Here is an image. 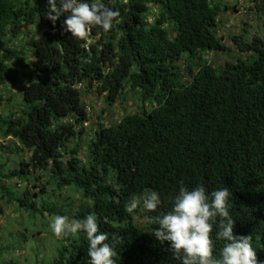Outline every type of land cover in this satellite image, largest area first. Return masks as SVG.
Wrapping results in <instances>:
<instances>
[{
  "label": "trees",
  "instance_id": "trees-1",
  "mask_svg": "<svg viewBox=\"0 0 264 264\" xmlns=\"http://www.w3.org/2000/svg\"><path fill=\"white\" fill-rule=\"evenodd\" d=\"M250 2L264 18V0ZM104 3L120 13L112 28L96 26L78 39L63 31L64 16L55 26L45 18L47 0H0V92L19 85L24 106L20 115L5 113L0 94V136L14 140L10 147L0 143V150L30 154L16 166L2 164V195L29 216L40 215L44 229L48 215L71 222L94 214L115 244L117 264H179L151 234L157 213L144 207V198L157 191L166 212L181 182L189 189L203 184L208 192L227 187L234 235L251 236L264 262V37L242 33L225 45L217 32L229 8L223 1ZM30 27L34 61L20 70L3 53ZM209 52L224 61L209 62ZM81 87L105 95L110 107L129 88L140 106L116 124L98 123L86 159L79 140L89 116ZM2 179L26 185L15 191ZM50 182L79 192L81 202L65 210L50 201ZM217 227L210 234L216 256L223 245L215 240ZM87 248L84 234L61 238L44 263L88 264ZM8 249L0 246V254Z\"/></svg>",
  "mask_w": 264,
  "mask_h": 264
},
{
  "label": "clouds",
  "instance_id": "clouds-1",
  "mask_svg": "<svg viewBox=\"0 0 264 264\" xmlns=\"http://www.w3.org/2000/svg\"><path fill=\"white\" fill-rule=\"evenodd\" d=\"M43 15L53 26L64 16L63 31L85 39L93 27L110 30L120 13L104 0H47ZM230 195L227 187L208 192L203 184L189 189L181 182L170 210L162 212L161 194L152 190L143 201L147 210L157 213L153 217L157 227L151 234L161 244H168V251L179 264H264L257 258L251 236L234 235ZM136 206L134 202L132 208ZM214 225H218L215 240L223 241L218 256L214 255V239L210 235ZM49 228L58 238L86 235L88 264H117L115 244L100 231L94 214L71 222L65 215H56L49 221Z\"/></svg>",
  "mask_w": 264,
  "mask_h": 264
},
{
  "label": "rangeland",
  "instance_id": "rangeland-1",
  "mask_svg": "<svg viewBox=\"0 0 264 264\" xmlns=\"http://www.w3.org/2000/svg\"><path fill=\"white\" fill-rule=\"evenodd\" d=\"M215 2L223 1L229 8H224L220 18L222 22L219 24L218 35L222 38V42L225 45L232 46V36L238 34H245L247 37L260 32V36L264 37V18L259 17L253 10H250V0H214ZM30 31V33H27ZM24 33L15 39L7 42L6 50L3 53L5 59L11 64H18L20 70L24 68L25 63L30 65L34 61L31 55V51L27 45L30 36L33 34L34 27H30ZM204 58L210 60L218 59L220 62L224 61V55L215 52H209L204 55ZM8 87L2 89L0 92L4 99L2 106L3 112H15L20 115L24 111V106L20 93L18 92L19 85L14 86L6 84ZM83 91V99L87 106V112L89 119L85 122L83 138L79 140L81 145L85 147L81 150V157L86 159L87 156V140L92 134V130H96L98 123L102 122L106 126L116 124L128 113L136 112L140 109L138 96L133 94L132 91L127 89V94L123 96V100L115 102L113 107L106 104L104 96H99L94 93V90L85 91L84 87H81ZM150 108V105H148ZM82 127L81 124L77 126V129ZM12 137L3 139L0 136V143L7 146H12L10 141ZM73 142V141H72ZM70 143L73 144V143ZM11 148L3 153L0 150V169L3 163H7L8 168L16 166V161L20 158H24L25 161L29 159V152H20L13 154ZM48 174V173H47ZM44 175V182L48 175ZM4 179H2L3 181ZM7 181V182H6ZM7 184L11 185L13 190L18 191L23 189L26 184L18 181L5 180ZM1 183V182H0ZM32 190H35L31 187ZM47 189L50 195V201H56L64 208L71 206V204H79L82 199V195L79 192L71 190L69 188L58 190L50 182L47 185ZM65 208V210H66ZM0 246H8L9 249L3 254H0V264H45V259L55 253V247L58 245L61 238L54 236L50 230L44 229L41 222V216L35 217L29 216L25 211L19 209L18 202L8 203L6 196L2 195L0 190ZM55 216L48 215L47 221L54 219ZM34 231L33 235L32 232ZM26 235L25 241L21 237Z\"/></svg>",
  "mask_w": 264,
  "mask_h": 264
}]
</instances>
